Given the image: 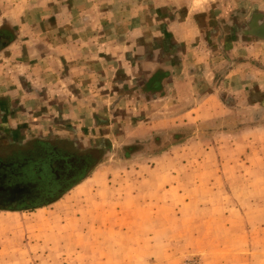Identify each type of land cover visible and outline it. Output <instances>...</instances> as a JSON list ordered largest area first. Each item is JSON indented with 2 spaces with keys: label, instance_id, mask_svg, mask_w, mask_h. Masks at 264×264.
I'll list each match as a JSON object with an SVG mask.
<instances>
[{
  "label": "crops",
  "instance_id": "0c3cea01",
  "mask_svg": "<svg viewBox=\"0 0 264 264\" xmlns=\"http://www.w3.org/2000/svg\"><path fill=\"white\" fill-rule=\"evenodd\" d=\"M33 2L22 0L17 7L0 6V34L16 28V37L11 34L8 44L0 48V57L12 49L17 53L20 47L18 56L27 81L15 88L6 87L4 97H0V147L32 140H48L54 147L64 143L61 153L66 157L95 154L98 162L94 175L107 160L120 159V150L103 145L81 147L69 135L78 130V125L71 127L69 123L88 121L93 106L118 104L125 94L117 96L116 91L132 92L137 109L150 108L148 120L139 121L142 125L148 122L151 133L145 149L150 152L154 139L161 142L174 136L177 127L172 123L177 120H219L237 106H249L252 112L257 105H264V11L237 12L232 3L218 1L204 3L202 8L165 0ZM50 6L55 10L52 16L31 18L34 8L45 14ZM227 12L228 16L224 15ZM31 25L46 29L36 35L37 44L29 30ZM34 59L37 62L32 64ZM16 92L18 97H12ZM174 106L181 109L174 111ZM50 115L54 127L62 133H34L37 124L33 123ZM251 130L249 126L241 132ZM257 130L263 131L264 125ZM191 141L171 144L154 157V165H138L137 178L130 184L138 188L137 192L128 194L129 199L122 195L117 200L121 210L108 217L113 221L125 216L136 218L133 227L138 233L183 235L189 232L188 223L197 224L195 228L204 233V218L210 214L223 219L218 222L223 232L239 238V243L229 245H239L235 247L238 250L248 247L252 237L250 223L245 220L248 205H240L246 197L225 196L213 190L209 194L181 191L193 185L214 188L220 184L217 178L190 177L196 168L194 162L211 167L213 157L220 156L217 146L207 145L202 151L198 145L189 146ZM135 142V146H144L141 140ZM194 148L193 155L207 154L211 160L200 156L194 159ZM90 179L88 176L82 181ZM146 185L156 192L139 191ZM174 188L179 191L172 193ZM131 200L134 209L128 210L125 202ZM259 212L264 215L263 205Z\"/></svg>",
  "mask_w": 264,
  "mask_h": 264
},
{
  "label": "rangeland",
  "instance_id": "374dc122",
  "mask_svg": "<svg viewBox=\"0 0 264 264\" xmlns=\"http://www.w3.org/2000/svg\"><path fill=\"white\" fill-rule=\"evenodd\" d=\"M21 1L0 0V6L6 4L17 7ZM29 1H34L32 5H36L35 0ZM41 1L52 4L63 0ZM165 1L175 5L192 3L196 8H202L204 3L210 1H218L232 3L237 12L264 11V0ZM58 5L60 7L61 4ZM49 8L45 14L34 8L30 11L31 18L52 16L50 13L55 10H52V6ZM228 14L227 12L224 15ZM3 27L10 29L9 26ZM29 28L34 43L37 44L35 37L42 34L45 27L31 25ZM15 29L10 30L14 38ZM18 55H21L20 47L17 48V53L12 49L0 57V97H4L6 87L15 88L22 84L21 82H27L22 74L24 65L22 66L21 56ZM36 62L37 59L32 60V64ZM121 94L127 97L124 96L116 105L93 106L94 112L88 121L69 123L71 127L78 125V130L71 131L69 135L75 137L81 147H115L120 150V159L107 160L94 175L92 174L96 171V165L89 169L76 183L82 184L76 188L74 184L57 203L39 209L0 211V264H264V215L261 216L259 212L260 205L264 208V130H257L264 125V105H257L252 112L248 111L251 108L249 106H237L231 114L219 120L195 123L192 117L189 121L177 120L172 123L173 127H177L172 132L174 136L161 141L162 143L159 139H154L155 144L151 146L150 152L145 149L151 133L148 130V122L143 121V125L139 122L148 120L150 108L142 106L141 110L137 109L132 103V92L128 90L116 91L117 96ZM17 95L19 94L16 92L12 97H18ZM180 109L173 107L174 111ZM51 118L50 115L38 123L35 121L33 124L37 125L34 133L60 135L62 132L54 127ZM249 126L253 127V130L246 134L241 132ZM223 133L231 134V137L222 136ZM234 133L237 135L233 136ZM180 134L182 135L176 136ZM136 140H141L144 146H135ZM187 140H192L189 146L198 145L203 148L202 151L207 145L218 147L220 156L218 159L213 157V166L202 167L198 166V162H194L197 169L192 166L195 170H192L193 176L190 177L202 180L217 178L220 184L214 188L193 185L183 187L185 190L181 191L209 194L213 190L225 196L234 194L246 197L240 205H248L245 208L248 213L245 220L250 223L252 232L251 245L248 247L245 245L244 249L238 250L235 247L239 245H229L239 243V238L223 232L224 228L218 224L223 222V219L218 220L210 214H205L204 233L195 228L197 224L188 223L189 232L183 235L138 233L133 227L136 226V218L125 216L113 221L111 216L108 217L113 211L121 210L122 204L117 200L122 199V195L129 199L128 194L137 192L135 190L138 188L130 184L137 178L138 165H154V157L162 150L171 144L179 145ZM14 147L13 150H1L0 156L17 150L27 155L25 151L28 148ZM195 150L194 148L192 152L194 159L200 156L211 160L207 154L193 155ZM192 156L190 155L191 161ZM180 157L179 155L178 158ZM88 176L91 177L90 180L82 181ZM119 182L123 183L122 186ZM174 189L172 193L179 191ZM140 190L146 194L156 192L151 185H146ZM125 204L128 210L134 209L132 200L126 201Z\"/></svg>",
  "mask_w": 264,
  "mask_h": 264
},
{
  "label": "flooded vegetation",
  "instance_id": "af4514ba",
  "mask_svg": "<svg viewBox=\"0 0 264 264\" xmlns=\"http://www.w3.org/2000/svg\"><path fill=\"white\" fill-rule=\"evenodd\" d=\"M11 37L7 31L0 34V48H4ZM63 145L54 147L48 140H32L15 146L28 148L27 155L17 150L0 156V211L16 212L50 205L86 175L96 159L95 154L69 158L61 153ZM12 147L6 145L0 147V151L5 148L13 150ZM18 186L30 193H11V189Z\"/></svg>",
  "mask_w": 264,
  "mask_h": 264
},
{
  "label": "water",
  "instance_id": "95a60500",
  "mask_svg": "<svg viewBox=\"0 0 264 264\" xmlns=\"http://www.w3.org/2000/svg\"><path fill=\"white\" fill-rule=\"evenodd\" d=\"M25 192L27 194L30 193V191L28 189L21 188L20 186L11 189V193H13V194L18 193L19 195H21L22 193H25ZM31 208H33V207H31ZM9 209L13 210L12 207H10ZM18 210H20V209H18ZM15 211H17V210H15Z\"/></svg>",
  "mask_w": 264,
  "mask_h": 264
},
{
  "label": "trees",
  "instance_id": "16d2710c",
  "mask_svg": "<svg viewBox=\"0 0 264 264\" xmlns=\"http://www.w3.org/2000/svg\"><path fill=\"white\" fill-rule=\"evenodd\" d=\"M97 162H98V160L97 159H94V161H93V167L96 165Z\"/></svg>",
  "mask_w": 264,
  "mask_h": 264
}]
</instances>
